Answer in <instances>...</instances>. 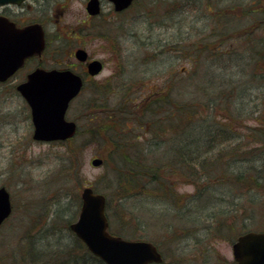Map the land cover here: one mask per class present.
I'll list each match as a JSON object with an SVG mask.
<instances>
[{
	"label": "rangeland",
	"instance_id": "1",
	"mask_svg": "<svg viewBox=\"0 0 264 264\" xmlns=\"http://www.w3.org/2000/svg\"><path fill=\"white\" fill-rule=\"evenodd\" d=\"M85 2L70 0L64 6H68L67 12L57 19L54 13L49 12L53 17L51 20H57L61 26L64 36L69 32L62 26H75L80 21V17L85 15ZM105 11V17L108 19L111 15V18L98 30L110 34L111 38L99 37L95 30L96 35H84L80 42L91 57L105 63L98 77L90 80L86 77L88 82L104 83L109 79L116 86L112 88V99L108 100L110 108L118 105L119 98L141 99L168 88L174 91V99H185L201 106L207 97L193 94L200 87H210L209 92L219 90L220 97L219 83L211 87L214 82H209L208 77L207 81L202 80L206 71H216L219 78H232L236 87L231 102L234 109L230 113L222 110L225 105L216 109L219 126L241 136L239 141H233V145L238 142L245 149L256 148L253 133L264 120V85H260L258 79L251 80L252 68L248 64L250 54L264 46V0H138L124 15L113 17L109 6ZM222 19L227 21L221 22ZM254 25L257 27L251 33L249 28ZM254 38L256 41H251ZM74 43L64 39L61 43L51 44L46 65H58L54 48L61 45L63 52L67 50L69 53L73 51ZM233 53L236 55L231 58ZM219 59L222 60L219 62ZM171 80L173 87L169 86ZM14 96L15 93L0 91V187L8 189L13 204L11 218L0 228V259L3 261L0 264L7 261L4 260L7 255L10 261L5 264H25L22 255L27 250L29 239L36 242L35 246L42 247L38 250H43L41 260L31 264H54L53 260L58 258L56 252L71 243L68 227L62 236L58 235V230L70 221V217L74 216L70 223L77 219V194L81 196L83 187L94 184L100 193H109L110 184L104 179L100 182L107 173L105 166L91 165L93 158H103L98 140L82 147V133L67 146L58 142L33 141L28 111ZM94 98L97 95L93 92H83L67 114V119L75 121L80 131L92 126L87 106ZM224 117L227 121H223ZM134 134L141 137L140 141L145 140L141 133ZM73 147L81 149L78 159L69 166L71 162L63 159L70 156ZM101 149L107 151V146ZM255 157L251 160L253 166L259 163H254ZM261 170L259 173L264 176V163ZM195 189L193 184H180L177 191L191 195ZM260 189L239 192L235 185L214 186L213 196L219 199V215L203 217L194 227L187 224L189 217L186 220L175 217L172 214L174 208L166 203L156 202L150 206L152 203L139 197L127 202L125 210L138 214L145 226L142 224L134 237L127 234L135 228V222L120 218L114 210L109 217L110 226L115 231L121 222H127L124 231L128 239L153 241L160 247L165 264L232 263L234 235L264 231V187ZM211 197V192L206 194L204 206L210 203ZM117 205H113V209L119 208ZM154 207L158 211L153 210ZM63 209L65 214L60 213ZM192 229L201 236L186 238L185 235L184 238L183 232L187 230L188 233Z\"/></svg>",
	"mask_w": 264,
	"mask_h": 264
},
{
	"label": "trees",
	"instance_id": "2",
	"mask_svg": "<svg viewBox=\"0 0 264 264\" xmlns=\"http://www.w3.org/2000/svg\"><path fill=\"white\" fill-rule=\"evenodd\" d=\"M247 12L249 10L244 13ZM226 21L221 20V22ZM256 27L255 25L250 27V32L253 33ZM251 41H256V38ZM234 55L236 53L230 55L231 58ZM250 56L248 64L252 68L250 78L258 79L260 85H264V46L252 52ZM221 60L219 59V62ZM214 63L216 66L218 61ZM204 75L205 78L202 80L207 81L209 78V82H214L211 87L219 83L220 97H223H219V90L209 92L210 87L205 88L208 91L200 87L199 90H194L193 94L207 97L201 106L185 99L184 101L174 99V91L168 88L167 92L159 90L141 99L119 98L118 105L110 108L108 100L112 99V88L116 86L109 80L104 83L95 82L94 89L93 86L85 89L97 95L94 101H90V106H87L88 118L92 126L86 127L85 131H80L79 127L75 138L61 143L64 145L72 143L82 133L84 134L80 141L83 144L82 147L96 140L99 141L98 148L101 151L100 155L103 156L107 172L101 177L100 182L103 179L108 180L110 184L108 189H111L109 193L102 192L107 197V215L110 217L111 210H114L120 218H127L132 223L134 221L135 228L127 234L135 236L138 228L144 225L138 214L128 213L125 210L126 203L130 200L140 197L152 203L150 206L156 205V202L166 203L168 207L174 208L175 211L172 214L175 217L185 220L189 217L187 224L194 227L200 224L203 217L207 219L216 213L219 215V199L213 196L214 186L235 185L239 192L261 190L260 188L264 187V176L259 173L262 172L264 163V158L261 160L264 156V120L258 128L253 129L255 131L253 142L256 143V148L245 149L244 145L238 142L233 145V141H239L241 136L235 135L226 127L219 126L216 109L222 105L226 106L222 108L225 112L230 113L234 109L231 102L234 99L232 92L236 87L232 78H219L216 71H206ZM135 102H138V105ZM224 119L223 121H227L226 117ZM134 133H141L145 140L140 141L141 137L133 136L137 135ZM102 146H107V151H103ZM80 149V147L71 148L70 156L65 157L63 161L66 159L68 163L71 162L69 166L74 164ZM253 156H256L254 163L259 162L255 166L253 161L251 162ZM180 184H193L196 188L195 193L180 194L177 191ZM93 187L99 192L96 184ZM209 192L212 193L211 201L204 206L203 200ZM75 200L77 213L81 206V198L78 194ZM115 204H118L119 208L113 209ZM152 209L158 211L156 207ZM62 212L65 214V209L60 213ZM73 218L74 216L70 217V221ZM70 221L64 223V229L59 228L58 235L62 236L65 233V227H68ZM121 223L117 230L111 229L112 233L129 238L124 231L127 222ZM67 230L71 243L67 244L68 247L64 246L65 249L56 252L55 256L58 258L53 260L54 264H104L93 256L69 229ZM183 233L184 238L185 235L186 238L201 236L194 229L188 230V233L185 230ZM207 234L210 235V232ZM238 235H234L235 238ZM30 236L32 237V234ZM61 236L59 238H62ZM35 244L33 239H29L27 250L22 255L25 264L41 260L43 250L38 249L42 247ZM48 252L51 251L48 250ZM4 260H7L4 264L10 261L8 255L4 257ZM27 261L29 262L26 263Z\"/></svg>",
	"mask_w": 264,
	"mask_h": 264
},
{
	"label": "water",
	"instance_id": "3",
	"mask_svg": "<svg viewBox=\"0 0 264 264\" xmlns=\"http://www.w3.org/2000/svg\"><path fill=\"white\" fill-rule=\"evenodd\" d=\"M9 0H0V4ZM116 11L128 8L134 0H110ZM91 15L99 13V1L91 0L87 7ZM45 46L42 28L38 25L17 30L5 18H0V81L9 78L23 61L41 53ZM77 58L87 59L84 50H78ZM102 70L99 61L89 64V72L96 75ZM83 87L80 76L70 71L37 70L20 86L22 96L28 102L34 124L33 138L38 141H57L72 138L76 124L66 119L71 101ZM101 159H94L93 166H100ZM80 214L70 229L86 245L88 250L105 264L161 263L162 254L147 241H130L109 233L106 217V198L87 187L81 194ZM12 211L10 194L0 188V225ZM235 264H264V232H250L240 236L233 245Z\"/></svg>",
	"mask_w": 264,
	"mask_h": 264
},
{
	"label": "flooded vegetation",
	"instance_id": "4",
	"mask_svg": "<svg viewBox=\"0 0 264 264\" xmlns=\"http://www.w3.org/2000/svg\"><path fill=\"white\" fill-rule=\"evenodd\" d=\"M69 1L70 0H10L9 2L0 4V17L8 19L17 30L38 24L41 26L45 35L46 46L43 52L27 57L23 61V64L8 79L0 81V91L15 93L19 102L24 105V108L28 111V120H30L31 126L30 108L19 92L20 86L28 82L29 76L38 69L71 70L74 73L81 75L84 80H87L86 77H88L89 80L95 78L89 73V64L97 58L91 57L88 53L87 59L81 61L76 55L78 50H86L84 45L80 42L82 36L88 34L90 36L94 33L96 35L97 32V36L110 39V34L98 30L99 27L101 28L106 23H109L108 21L111 18V15L108 19L105 17L107 15L105 9L109 6L110 14L115 17V15H124L132 8L131 7L123 12H116L115 6L109 0H99V13L97 15H91L87 11V6L90 0H86L84 6L85 15L80 17V21H78L75 26H72V24L62 26V29L65 28V30L69 32L68 35L64 36L61 32V26L56 23L57 20H51L53 17L50 16L49 12L54 13L55 19H57L58 16L64 15L67 12L68 6L66 8H64V6L68 5ZM135 3L136 1L133 5ZM64 39L75 42L73 45V51L67 53V50H65L63 52L64 47L61 45L54 48V55L57 58L55 62H57L58 65L49 67L46 65V61L47 52L52 48L51 44L54 42L61 43ZM57 55H60V57ZM101 61L103 62V60ZM103 64L105 63L103 62Z\"/></svg>",
	"mask_w": 264,
	"mask_h": 264
}]
</instances>
